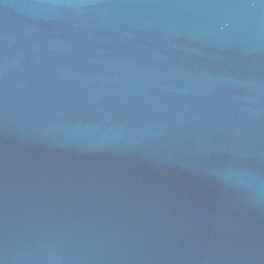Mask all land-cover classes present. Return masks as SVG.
<instances>
[{"label":"water","instance_id":"1","mask_svg":"<svg viewBox=\"0 0 264 264\" xmlns=\"http://www.w3.org/2000/svg\"><path fill=\"white\" fill-rule=\"evenodd\" d=\"M0 264H264V0H0Z\"/></svg>","mask_w":264,"mask_h":264}]
</instances>
